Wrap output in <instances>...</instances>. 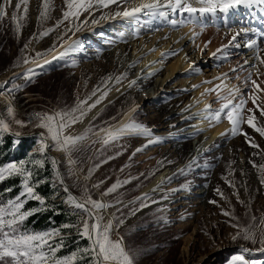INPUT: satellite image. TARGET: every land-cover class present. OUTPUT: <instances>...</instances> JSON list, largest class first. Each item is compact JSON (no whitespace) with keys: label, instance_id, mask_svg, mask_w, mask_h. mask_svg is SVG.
Returning a JSON list of instances; mask_svg holds the SVG:
<instances>
[{"label":"rangeland","instance_id":"obj_1","mask_svg":"<svg viewBox=\"0 0 264 264\" xmlns=\"http://www.w3.org/2000/svg\"><path fill=\"white\" fill-rule=\"evenodd\" d=\"M18 2L12 0L7 7V16L0 21V80L3 81L0 83L3 86L0 87V93H3L0 94V116L10 122L11 134L20 132L21 138H28L31 144L27 154L34 155V158L19 162H24L25 167L33 172L32 181L48 171L49 176H42L40 181L50 178L55 182L57 192L52 199L62 202L73 213L78 214L79 210L67 202V194L63 191L65 186L76 197H81L87 188L92 199L111 205L102 210L104 223H113L112 238H123L125 249L134 257V264H233L232 258L236 255H243L249 262L264 264V252L257 251L259 244L239 237L234 240L238 230L232 227L236 223L248 226L253 223L252 216L257 218L255 223L264 218V185L260 183L258 170L264 164V137L244 124L243 132L258 145L253 148L243 134L232 136L231 125L222 120L227 128L204 147L209 138L205 131L196 129L198 114L192 104L200 92L201 97H213L221 106L215 92L203 96L201 93L221 83L217 77L223 78L224 74L230 77L228 72L238 59L247 56V51L242 45L240 48H226L216 57L212 53L229 43L233 34L228 33L230 27H255L264 33L263 17L256 7L230 12L226 18L220 13L215 18L206 14L202 22L207 26L201 32L198 25L173 27L166 20L146 15H141L139 20L109 17L93 24V18L123 11L127 6L117 9L116 5H110L108 9L95 12L82 30L65 35L68 22L57 27V21L62 19L64 0H52L54 10L47 19L41 17L43 0H29L16 12ZM25 7L28 8L26 15ZM14 12L17 15L15 23L11 19ZM87 15L85 13L80 19L84 20ZM16 23L20 25L19 32ZM187 28L194 29L197 37L190 41L175 39V35ZM48 29L54 30L41 36ZM208 33H211L210 37ZM262 36L264 34L254 36L250 33L248 37L257 38L260 48L264 49ZM72 40L79 43L75 50L68 49L66 43ZM157 52H160L159 59L163 64L160 69L149 71L150 66L143 63ZM260 53L264 57V51ZM223 54H227L228 59L219 58ZM181 56H184L186 66L167 78L168 67ZM45 60L48 63H44ZM193 67L201 71L196 73ZM29 70L34 74L31 81L24 78ZM261 71L264 72V67ZM109 77L112 79L108 80ZM116 77H121L120 83L116 82ZM261 79L264 80V76ZM208 81L211 83H206ZM240 83L241 93L246 92L244 84ZM17 85L20 87L14 93H8L9 88ZM98 88L100 91L88 100V104L106 91V98L96 106L102 107L82 128L77 129L78 124L96 108L66 133L74 136L87 133L88 136L72 152L76 164L72 166L75 175H71L64 152L49 149L41 154L40 133L45 129L35 126L40 118L35 117L39 113L69 110ZM117 92V97L108 101ZM260 96L258 103H264V93ZM9 105L14 107L15 120L30 123L24 127L15 124L7 112ZM252 107L249 100L247 108ZM130 109H135L132 118L150 129L152 136H127L107 146L99 142L94 133L121 123ZM256 116L258 126L264 125V117L259 111ZM217 124L209 122L208 125L214 128ZM9 132H0V141ZM149 139L155 142L149 144ZM48 142L51 144L50 140ZM52 157L59 162L65 180L63 186L52 168ZM37 160L42 161L43 167L35 163ZM12 162H17L13 155L5 165ZM253 163L257 167H253ZM165 171L164 181L143 193ZM117 184L120 186L115 191L105 194ZM1 191L0 204L21 192L8 197ZM144 204L148 206L142 207ZM225 211L231 215H223ZM52 229L60 228L38 231L26 227L23 222L21 230L44 232ZM69 235H77L73 245L66 244L71 240L66 239ZM61 236L64 245L57 252L58 257L88 246L82 243L84 239L77 230L73 233L61 231ZM60 239L56 237L52 242L58 243ZM76 264H88V260H77Z\"/></svg>","mask_w":264,"mask_h":264},{"label":"snow or ice","instance_id":"obj_2","mask_svg":"<svg viewBox=\"0 0 264 264\" xmlns=\"http://www.w3.org/2000/svg\"><path fill=\"white\" fill-rule=\"evenodd\" d=\"M12 0H0V21H3L7 16V7L10 6ZM29 0H19L16 4V12L20 10L21 5H27ZM110 5H116L117 9L123 5V11L116 10L111 13L102 14L98 18H93L91 22L93 24L98 23L99 20L107 19L109 17H121L130 18L133 20H139L141 15L149 16L153 19H163L168 21L173 27L186 26L188 24L198 25L201 32L207 26L202 21L205 15H209L213 18L217 13L227 17L230 12H239L241 9H253L254 7H264V0H64L62 7V19L57 21V27L68 22L65 29V35L68 32H75L82 30V27L89 22V18L94 17L95 12L108 9ZM135 5V6H132ZM43 9L41 17L47 19L49 13L54 10L52 0H43ZM28 12V8H24L25 15ZM87 13L88 15L81 20L80 17ZM178 16L179 19H171V17ZM15 23L17 21V15L14 12L11 17ZM20 25L16 23V30L19 32ZM54 29H48L43 32L41 36H46ZM228 33H234L231 35L229 43L223 45L222 48L217 49L216 53H212L213 57L217 56V53H224V49L229 47L240 48L241 42L238 41V37H248L251 33L254 36H260L264 33L258 32L255 27H230ZM226 33V35H228ZM195 35V34H194ZM244 46L253 49L255 51V63L251 65L247 71V76L244 78V87L246 92L241 93L239 87H229L224 80H226L227 74H224L223 78L217 77L221 80V83L216 84L212 89H205V95L209 92H215L217 96V102L221 104L218 109L211 110V106H206L205 118L210 123H220L222 120H226L231 125V135L236 136L243 134L246 140L253 148H258V145L251 142V137L246 132H243L242 126L247 124L260 136L264 137V125L258 126L256 111H259L260 116L264 117V103H258L261 100V93H264V80L261 79L264 76V72L261 68L264 67V57L260 55L261 49L256 39H244ZM68 44V49L75 50L79 47L78 41L72 40ZM208 43H211L209 41ZM207 46V45H206ZM39 55V54H38ZM63 55V53H62ZM55 58V57H54ZM222 59H228L227 54H223ZM25 63L28 61L25 60ZM33 63H38L33 61ZM44 63H48L47 60ZM248 61H244V65H247ZM243 69V65H241ZM193 71L199 73L201 70L193 67ZM233 71H239V69H233ZM33 72L29 70V73L24 78L31 81L33 79ZM256 78H253V77ZM239 79V76L236 77ZM112 78L109 77L108 80ZM121 77H116V82L120 83ZM134 83V82H132ZM206 83H211L208 81ZM3 87V86H0ZM20 86H14L9 88L8 93H14L16 88ZM198 87V86H197ZM100 89H96L91 96L83 101H78L76 106L69 110H61L56 113H39L40 118L36 123V127L45 129V132L40 133V152L44 154L47 150L52 149L56 151H62L66 154L69 164V172L71 175H75L72 170V166L76 164V161L72 159V152L77 150V146L88 138L87 133L79 136L66 134L67 130L73 125L83 121L84 117L96 108L98 104L106 98L107 92H103L99 98L93 103L88 104V100L92 96L96 95V92ZM223 93V94H222ZM3 94V93H0ZM251 101L253 107L247 108V104ZM87 105V107H85ZM14 107L9 105L7 112L12 117L15 124L24 127L27 123L21 120H15ZM135 109H130L128 113H125V122H121L118 125H112L108 128H102L99 132L94 133L99 137V142H102L105 146L117 142L120 139L127 136H143L151 137V130L146 126L137 123L132 118V112ZM115 119V118H113ZM11 130L10 122L3 116H0V132H9ZM89 131H92L89 129ZM16 137L20 136V132H14ZM51 141V144L48 141ZM97 141H93L96 143ZM155 142L149 139V144ZM137 149L136 151H141ZM43 167L42 161H35ZM59 162L52 157L51 165L56 174L57 180L60 185L65 184L63 175L60 173ZM253 167H257L253 163ZM260 183L264 185V164L260 165ZM183 171V170H181ZM92 174V170L89 171V178ZM13 176H19L22 178L21 192L14 198L9 199L5 204H0V264H76L77 260H88V264H134L133 255L125 249L123 245V238L114 240L112 238L113 223L111 221L104 223V217L102 210L111 207V205L105 204L102 201L94 200L88 194L87 188L84 189L81 197H76L71 194L68 187H63V191L67 194V202L75 209L79 210V220L76 224H64L62 228H75L77 234L82 239H87L89 244L87 247L79 248L72 252L68 256L58 257L57 252L64 245V238L61 236L60 229H52L44 232H27L22 231L23 222L30 216L46 208V199L36 192V187L42 181H32L33 172L25 167L24 162H12L5 166H0V182ZM55 186V182H53ZM120 185H113L106 195L115 191ZM234 187V185H231ZM99 187V185H94ZM11 191V189H8ZM219 193V189H217ZM223 195L222 193H220ZM237 199L239 194L236 193ZM28 201H37L39 207L32 209H25V204ZM215 203V201H212ZM243 203V201H241ZM147 204L142 207H147ZM225 216L231 214L227 211L223 213ZM232 219L238 220L237 217L232 216ZM257 218L251 217V221L248 226L241 225L239 223L233 224L232 227L236 228L237 235L233 239L242 238L250 241L252 244H259L257 251L264 252V218H261L258 223H255ZM122 224L123 221H120ZM56 237H61L58 243H53ZM248 251V249H244ZM242 262V264H256L255 261L249 262L245 260L243 255H236L232 258L233 264L235 262Z\"/></svg>","mask_w":264,"mask_h":264},{"label":"trees","instance_id":"obj_3","mask_svg":"<svg viewBox=\"0 0 264 264\" xmlns=\"http://www.w3.org/2000/svg\"><path fill=\"white\" fill-rule=\"evenodd\" d=\"M14 146L17 147V150L14 151ZM31 147V144L28 143V138H19L16 139L14 136L5 134L0 141V166L5 165L13 155L14 159L19 162L25 160L29 162L30 159L34 158L27 154V151ZM48 163V162H46ZM48 177L49 172L45 171L43 175L41 174L35 180H41V177ZM21 182L22 178L19 176H13L5 179L3 182H0L1 193L4 196H14L21 191ZM11 189V191H8ZM36 192L41 196L47 198L46 199V208L47 210L39 211L34 215L28 217L24 224L26 227H31L33 230H44L49 228H60L64 233H73L75 232V228H62L64 224H76L79 220L78 214L71 212L67 209L62 202L55 201L52 199V195L57 192V188L53 186V181L48 178L45 181L41 182L38 187H36ZM3 196V197H4ZM39 207V203L37 201H28L25 204V209H32ZM77 235H69L67 236V243L73 245ZM88 240L84 239L82 243L85 246L88 245ZM81 243V242H78ZM76 245V244H75ZM72 247V249L75 247Z\"/></svg>","mask_w":264,"mask_h":264},{"label":"bare ground","instance_id":"obj_4","mask_svg":"<svg viewBox=\"0 0 264 264\" xmlns=\"http://www.w3.org/2000/svg\"><path fill=\"white\" fill-rule=\"evenodd\" d=\"M132 6H135V5H132ZM126 7H128V5ZM256 9H257V12H260L262 14V17H263L262 23L264 24V7H256ZM255 19H256V17H255ZM213 34H214V32H213ZM223 35L224 34L222 33V36ZM208 36L210 37L211 33H208ZM178 37L183 39V40L190 41V39L197 37V32L194 31V29H188L187 28L184 31H182L181 34L175 35V39H178ZM238 39L244 41V39H250V38L249 37L245 38V37H243V34H242L241 37H238ZM203 40H205V36H203ZM256 40H257V38H256ZM205 42L206 41H204V43ZM257 42H258V44L260 43L258 40H257ZM261 43H263V44H261V46L264 47V42H261ZM242 45H244V43H241V46ZM245 49L247 51V56H243L240 59H238L237 64H235L231 68V70L228 72L230 77H228L226 80H224V83H226L229 87L236 86V87L240 88L241 85L239 86L238 84L240 82L243 84L244 78L247 76V71L245 69H250L251 65L253 63H255V51L253 49H249L247 47ZM162 50L163 49H161L160 52H162ZM160 52H157L156 54L150 56L143 63V65L147 64L148 66H150L149 71L157 70V69L161 68L163 62L161 61V59H159ZM260 55L262 56L261 53H260ZM245 60L248 61L247 65H244ZM241 65H243V69H241ZM185 66H186V61L184 60V56H181L180 58L175 60L172 64H170V66L168 67L167 78L173 77L178 72V70L183 69ZM233 69H239V71H233ZM237 76H239V79L236 78ZM254 78H256V77L254 76ZM2 82L3 81L0 80V83H2ZM118 94H119V92L115 93L113 96H111V98L108 101L115 99V97H117ZM192 104H195L194 107H196V108H195L194 112L198 114V121L196 124V126H197L196 129H202L203 131H205V133L207 134V136L209 138L208 141H206V143L203 145L204 147H206L208 143L213 141L221 133V131H223L227 128V124L224 123V121H223V122H220L219 124H217L214 128L213 127L210 128V126L208 125L209 120L205 118L206 106L210 105L211 110H212V108L216 109L219 107V105L214 101L213 97H210V96L209 97H201L200 92H199L197 94V99H195ZM101 107H102V105L97 107L96 110L85 121H83L81 124H78L79 126L77 125L78 126L77 129L82 128L89 121V119L95 114V112L97 110H99ZM121 122H125V117L122 119ZM166 174H167L166 171L159 174L155 178V180L144 190L143 193L149 192V191L153 190L154 188H156L158 186V184H160L162 181H164Z\"/></svg>","mask_w":264,"mask_h":264},{"label":"water","instance_id":"obj_5","mask_svg":"<svg viewBox=\"0 0 264 264\" xmlns=\"http://www.w3.org/2000/svg\"><path fill=\"white\" fill-rule=\"evenodd\" d=\"M9 134H11L10 132H9ZM12 136H15V135H13V134H11ZM16 137V136H15ZM21 137H23V135H20L18 138H21Z\"/></svg>","mask_w":264,"mask_h":264},{"label":"built area","instance_id":"obj_6","mask_svg":"<svg viewBox=\"0 0 264 264\" xmlns=\"http://www.w3.org/2000/svg\"><path fill=\"white\" fill-rule=\"evenodd\" d=\"M35 118L37 119L38 118V115Z\"/></svg>","mask_w":264,"mask_h":264}]
</instances>
